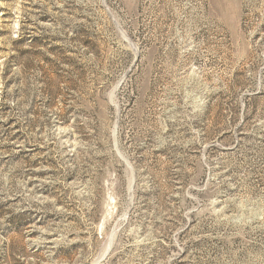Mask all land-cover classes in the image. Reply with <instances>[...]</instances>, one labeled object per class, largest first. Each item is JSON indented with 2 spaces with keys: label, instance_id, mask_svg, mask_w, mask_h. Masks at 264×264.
<instances>
[{
  "label": "rangeland",
  "instance_id": "374dc122",
  "mask_svg": "<svg viewBox=\"0 0 264 264\" xmlns=\"http://www.w3.org/2000/svg\"><path fill=\"white\" fill-rule=\"evenodd\" d=\"M0 264H264V0H0Z\"/></svg>",
  "mask_w": 264,
  "mask_h": 264
}]
</instances>
